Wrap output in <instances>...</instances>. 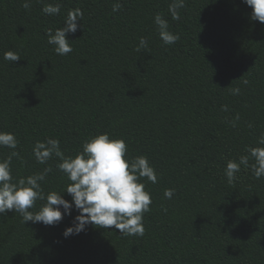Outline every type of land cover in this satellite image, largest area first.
<instances>
[{
  "label": "trees",
  "instance_id": "1",
  "mask_svg": "<svg viewBox=\"0 0 264 264\" xmlns=\"http://www.w3.org/2000/svg\"><path fill=\"white\" fill-rule=\"evenodd\" d=\"M24 2L0 0V131L18 140L15 150L0 147V161L19 153L14 180L51 168L41 187L63 192L71 181L61 161L37 163L34 143L58 139L74 157L105 132L126 142V158L146 156L158 179L140 181L152 199L143 236L90 224L65 238L75 209L53 226L0 215V264H264V177L243 165L232 184L224 175L227 161L264 147L257 144L264 23L250 19L251 8L242 0H184L173 20V0H29L28 9ZM47 4L61 5L60 14H44ZM76 8L83 17L66 37L73 50L59 56L46 32ZM157 14L179 35L174 44L160 39ZM141 37L147 48L136 51ZM7 51L21 60H5ZM166 189H174L171 199Z\"/></svg>",
  "mask_w": 264,
  "mask_h": 264
},
{
  "label": "clouds",
  "instance_id": "2",
  "mask_svg": "<svg viewBox=\"0 0 264 264\" xmlns=\"http://www.w3.org/2000/svg\"><path fill=\"white\" fill-rule=\"evenodd\" d=\"M251 8L250 19L264 23V0H242ZM30 8L29 0L22 5ZM120 4L113 6V11H118ZM184 7V0H173L169 5V13L173 20H178V9ZM61 5L47 4L42 8L46 15H59ZM83 17L81 9H70L64 18L63 26L48 29L47 43L53 45V51L59 56H65L72 52L68 34H74L78 29V23ZM154 23L158 29V35L164 45H172L179 40L178 34L168 30V22L160 14L154 17ZM81 26V25H80ZM147 48V40L140 38L136 51ZM4 59L15 63L21 60L18 53L7 51ZM247 83V81H244ZM232 94H239V88H233ZM226 110V107L224 108ZM237 119L239 117L237 116ZM257 144L264 145V133L257 138ZM18 140L10 132L0 131V147L15 150ZM82 150L74 157L65 156L60 148V141L47 138L45 141H36L32 147V154L39 164H45L49 159L57 157L61 162L57 168L67 177L70 184L66 186V192L71 200H66L61 195L63 192L50 191L47 194L41 187L51 168H45L42 172L14 180L11 171L12 157H18L17 151H12L7 159L0 161V215L6 212H16L22 217L23 223H42L45 226H53L59 223L63 216L70 215L75 209L72 225L65 228L62 235L67 238L77 235L85 230L88 225L108 229L119 230L123 236H143L144 214L150 211L152 203L151 194L145 191V184L141 178L157 183V174L150 165L146 156L140 155L134 158H126L128 147L123 139H110L108 133H101L90 137L82 146ZM247 155H241L238 162L229 160L224 169V175L229 184L236 179L241 165L250 168L256 179L264 177V147H248ZM253 163L249 164V159ZM174 189H166L164 197L171 199ZM37 200L46 201L39 211L33 213L32 209Z\"/></svg>",
  "mask_w": 264,
  "mask_h": 264
}]
</instances>
